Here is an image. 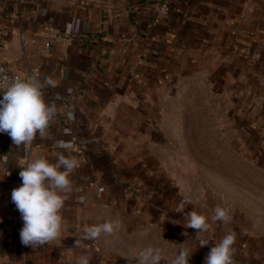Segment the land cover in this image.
<instances>
[{
    "label": "crops",
    "instance_id": "0c3cea01",
    "mask_svg": "<svg viewBox=\"0 0 264 264\" xmlns=\"http://www.w3.org/2000/svg\"><path fill=\"white\" fill-rule=\"evenodd\" d=\"M163 3L171 8L165 17L158 14ZM207 56L239 60L241 82L264 121V0H0V64L26 79H53L56 86L43 91L58 109L47 137L37 136L29 148L0 133V264H76L85 254L89 264H137L132 247L139 243L173 245L137 238L143 227L153 229L152 219L142 225L137 218L150 215L155 195L117 162L123 110L152 96L143 89L167 75H197ZM68 128L78 149L57 147L70 140ZM58 151L79 161L61 210L65 231L43 246H24V222L11 200L22 184L18 162H54ZM108 219H120L121 230L75 247L85 225ZM166 252L162 264L174 257ZM233 259L264 264V236Z\"/></svg>",
    "mask_w": 264,
    "mask_h": 264
},
{
    "label": "rangeland",
    "instance_id": "374dc122",
    "mask_svg": "<svg viewBox=\"0 0 264 264\" xmlns=\"http://www.w3.org/2000/svg\"><path fill=\"white\" fill-rule=\"evenodd\" d=\"M207 57L197 75L165 76L143 89L152 96L123 110L117 162L155 195L150 215L137 218L142 225L152 219L153 229L143 227L137 238L174 242L128 244L137 254L152 245L172 256L183 244L176 241L183 240L194 251L189 264H204L229 231L236 233V251L264 236V121L257 119L241 82L239 60L219 56L215 63ZM182 200L189 202L186 212L194 209L210 218L219 205L232 219L228 224L209 220L203 238L210 243L199 247L198 230L186 228L184 214L175 212Z\"/></svg>",
    "mask_w": 264,
    "mask_h": 264
},
{
    "label": "clouds",
    "instance_id": "9594fccd",
    "mask_svg": "<svg viewBox=\"0 0 264 264\" xmlns=\"http://www.w3.org/2000/svg\"><path fill=\"white\" fill-rule=\"evenodd\" d=\"M56 86L51 79L41 81L33 76L29 79H16L12 83L2 85L0 94V133H7L14 145L21 147L32 144L37 136L41 140L47 137L49 125L56 118L58 109L55 103L46 102L44 89ZM57 99H60L57 95ZM59 149H68L70 144L63 140L56 142ZM79 166L78 159L63 151L56 153L55 161L45 156L21 158L18 168L22 180L20 187L12 190L11 200L21 213L23 227L20 230V240L24 246L37 248L58 239L65 231L61 210L65 204V196L71 191V174ZM11 175V172H7ZM6 175V176H7ZM185 203L181 201L175 212L183 213L186 228L198 230L201 236L199 247L207 246L210 241L203 238L209 232V220L228 224L232 217L226 207L216 206L214 214L207 215L196 210L185 211ZM123 227L120 219H108L103 223L85 225L82 235L75 242V247H83L84 241H94L101 235H111ZM236 233L227 232L211 247L204 264H234ZM177 254L166 264H189L194 253L191 247L180 244ZM138 258L140 264H161L165 261L164 251L159 246L143 248ZM90 256L78 257L76 264H89Z\"/></svg>",
    "mask_w": 264,
    "mask_h": 264
},
{
    "label": "built area",
    "instance_id": "2783aa9c",
    "mask_svg": "<svg viewBox=\"0 0 264 264\" xmlns=\"http://www.w3.org/2000/svg\"><path fill=\"white\" fill-rule=\"evenodd\" d=\"M171 12V8L169 6V4L167 3H163L160 7V10L158 12L159 16L161 17H165L168 16ZM167 79H171L172 76H166ZM16 79H26L24 77H22L21 75L10 71L6 66L1 65L0 64V86L2 85H7L12 83L14 80ZM3 88L0 87V94H2ZM64 133L70 138V140L66 143L70 144L71 147L68 149H78L80 147V144L78 142V137L77 135L74 133V131L70 128L65 129ZM25 148H29L30 145L24 146ZM4 164L6 165L7 160L6 158L3 159ZM103 189H99V192H102ZM85 201L84 198H80V202L83 203Z\"/></svg>",
    "mask_w": 264,
    "mask_h": 264
}]
</instances>
